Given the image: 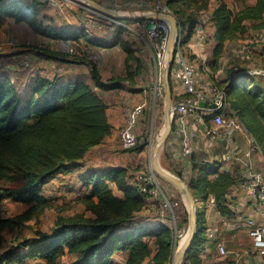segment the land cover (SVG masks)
I'll use <instances>...</instances> for the list:
<instances>
[{"label": "trees", "instance_id": "16d2710c", "mask_svg": "<svg viewBox=\"0 0 264 264\" xmlns=\"http://www.w3.org/2000/svg\"><path fill=\"white\" fill-rule=\"evenodd\" d=\"M160 1L179 21L184 55L201 72L202 60L191 54L188 47L196 26L206 35L205 54L211 47V57H207L211 72L216 70L230 42L243 39L250 31L252 37L253 33L264 31V0ZM212 1L216 5L209 11ZM195 2H200L197 8L200 20L193 13L185 15L180 7ZM235 2L241 3L240 8L231 7ZM46 5L37 0H0V30L11 22L25 25L39 38L71 41L75 47L119 46L126 55L125 76L104 82L91 61L86 64L93 85L66 72L41 75L31 65L19 66L13 77L0 72V264H27L28 260L60 264L64 257L71 258L70 264H171L172 228L158 220L154 214L156 202L141 190L140 177L145 173H131L128 161L135 153L141 155L146 150L147 131L135 134V148L121 149L112 138L114 129L108 106L96 92L141 90L138 86L146 73L141 46L121 27L108 41L89 37L83 26L57 27L46 14ZM134 22L126 21L128 25ZM34 51L40 59L63 65L81 63L82 59ZM249 70L235 67L227 79L225 73L220 79L209 76L215 85L225 89L231 109L256 139L264 158V89L257 80L264 76L249 74ZM223 82L224 86H220ZM170 84L172 87L171 80ZM222 164L197 163L193 157L191 176L186 183L194 199L206 201L213 195L221 216L231 218L227 195L240 184L242 169L234 163L233 170L221 171ZM66 174L74 177L73 184L79 186L81 203L89 215L59 217L51 232L35 231L33 237L19 245L5 246L4 232L40 216L49 203L44 188ZM6 200L28 209L19 216L5 218L1 205ZM149 209L154 213H145ZM196 215V235L182 264H203L199 254L204 241L214 245L217 242L206 239L203 213Z\"/></svg>", "mask_w": 264, "mask_h": 264}, {"label": "built area", "instance_id": "2783aa9c", "mask_svg": "<svg viewBox=\"0 0 264 264\" xmlns=\"http://www.w3.org/2000/svg\"><path fill=\"white\" fill-rule=\"evenodd\" d=\"M40 3L53 5L55 0H37ZM109 4H117L125 0H107ZM141 5L147 9L143 13L161 15H173L171 10L160 0H140ZM83 27L89 37L101 33L105 29L112 32L118 27L126 30L141 46L140 53L143 59H150L153 65L154 81L146 89L149 95L148 105L153 112L164 108L165 93L163 84V69L167 60V43L170 34V25L164 21H154L148 27L147 21L136 20L133 25L126 21L109 20L91 13L85 7ZM175 17V16H174ZM178 34L174 60L170 72L172 84L179 86L176 93L173 88V109H172V130L167 139V149L172 152L171 161L176 165L177 176L185 182L191 176V159L202 154V151L209 153L216 146L223 145V153L220 156L214 155L210 162L221 161L223 163H237L241 166V182L229 193V199L241 198L242 202L252 207L253 211L259 213L260 219L254 217L235 216L226 218L222 222V228L229 231L244 232L249 245L240 253L227 248L220 238V228L207 229L205 235L207 240H217L216 250L221 259L232 257L238 264H264V158L256 139L249 132L240 118L229 114L228 96L224 88L214 84L209 75L220 79L224 73L223 67L218 68L215 73L211 72L205 55L206 35L198 25L195 28V35L192 37L188 47L191 54L202 60L204 76L199 75V69L184 55L182 46V29L179 21ZM254 43L264 51V31L253 33ZM8 45H15L11 39ZM55 50L63 52L62 47L74 53V47L69 41L57 42ZM250 51V47L241 49V53ZM81 52L88 61L95 65L101 62V52L89 48L81 49ZM145 61V60H144ZM146 62V61H145ZM147 63V62H146ZM28 67L30 62L25 59L22 62ZM161 70V76L158 71ZM249 74L264 76L263 69L252 68ZM200 103L206 104L205 107ZM213 106V107H212ZM146 103L140 102L126 108L125 126L118 131V143L121 149L131 150L136 146L135 129L142 116ZM243 137L246 147L242 148L237 141V136ZM254 155L260 156L261 167L257 168ZM208 161V160H207ZM205 161V163H207ZM152 173L140 177L141 190L148 193L157 204L155 214L158 220L176 230L175 208L178 203L174 201L171 194L160 187ZM213 203L211 196L208 200ZM233 211V209H231ZM235 212V210H234ZM233 212V213H234Z\"/></svg>", "mask_w": 264, "mask_h": 264}, {"label": "rangeland", "instance_id": "374dc122", "mask_svg": "<svg viewBox=\"0 0 264 264\" xmlns=\"http://www.w3.org/2000/svg\"><path fill=\"white\" fill-rule=\"evenodd\" d=\"M103 5L114 9L116 11H120L122 13H143L147 11L142 5L140 0H125L118 2L117 4H109L107 0H101ZM75 0H55L53 2V5H46L44 9L46 10V14L48 17L52 19V21L55 23L57 27H64V26H82L84 16V11H82L80 8H78L75 5ZM250 3L249 1H247ZM198 4L200 2L190 3L188 5L180 6L184 10V14L188 15L189 13H193L194 15L198 16L197 19H199V10ZM216 5L214 1L210 3L209 11ZM241 3L235 2L231 5L233 9L240 8ZM208 10H205V13H208ZM203 15V13H202ZM200 20V19H199ZM252 31L248 33L246 37L240 40L232 41L228 44L226 51L221 56V59L218 62L217 68L223 67L225 77L227 79V76L231 73L232 69L235 67H246L247 69L257 68V69H263L264 70V53L260 50L258 46H256L254 43L251 44V41L253 40V37L251 35ZM112 35V32L108 29H105L101 33L94 34L95 38L98 39H108ZM133 37V36H132ZM130 37V38H132ZM13 39L15 41V45H8V42ZM40 38L36 35L32 34V32L25 26V25H16L11 22H8L4 25V27L0 30V72H6V74L12 76L15 70L19 68V66H23L22 62L27 59L30 62L31 67H35L36 62L35 57L28 56L29 53L34 54L36 49H42V47H49L48 43L50 41H44L39 40ZM82 47V46H81ZM97 48H101L100 46H96ZM250 51L246 53H241V49L243 48H249ZM62 50L64 52L67 51V47H62ZM206 57H211V47L206 49ZM209 55V56H208ZM249 56V57H245ZM11 57V58H10ZM16 57V58H12ZM19 57V58H17ZM29 57V58H28ZM34 59V60H33ZM212 58H209V63ZM145 65H146V73L145 78L141 85H151L154 81L153 76V65L150 59H144ZM198 62L196 63V65ZM234 64H236L234 66ZM229 65H231L229 67ZM44 66L40 65V68H44ZM46 67H48L46 65ZM72 72L75 70L73 68H70ZM213 73H215V71ZM161 70L158 71L159 75L161 76ZM200 76H204V73L199 71ZM212 78L214 76L212 75ZM257 80L260 83V86L264 89V77L257 78ZM227 82V80H226ZM225 82L221 83L220 86H224ZM172 87L175 89V92H179V86L174 83L172 84ZM229 102V100H228ZM229 114L236 115V112L233 111L230 107L229 102ZM239 118V117H238ZM152 120V118L148 117ZM147 127V151L146 153L142 155H138V153H135L133 158H131L129 163L131 164V168L133 169L131 173L134 175L139 173H145L147 174H154L156 176V181L160 185L161 188L166 189L174 199L178 203L177 207L175 208V216H176V230L174 226L172 227L173 231V245L174 243L177 244L181 238L182 235H184L187 232L188 227V210L185 204V201L183 199V196L179 194V192L171 187L166 181L162 180L160 177H158L155 172L153 171L151 167V155L150 151L152 147L154 146L156 140L159 138L160 133L164 129V113L163 108H159V111L157 112L155 118L152 120V122ZM144 130V127L138 128V132H141ZM113 137H116V134L113 135ZM166 145V144H165ZM163 147V149L160 151L159 155V162L162 168L165 170L177 175L176 165L173 167L174 164L171 161L172 152L170 153L167 149V146ZM224 147L223 145L216 146L212 151H209V153H205V151H202V154L195 156V162L197 163H204L207 165H211V158L214 157V155L221 154L220 149L222 150ZM208 160V161H207ZM207 161V163H205ZM191 166V163H190ZM235 164L234 163H223L221 165V171L226 169L233 170ZM75 183L74 177L71 176V174L66 175H60L59 178L54 179L52 182L48 183L47 186L44 188V195L48 197L49 203L45 211L38 217H34L29 221H22L20 224L15 225L13 227L8 228L4 232V245L9 247L13 245H19L24 239L31 238L35 235V231H41L44 233H49L52 231V229L55 226V222L59 217L64 218H72L80 215H89L88 212L85 211L84 206L81 203V199L79 196V186ZM213 197V195H210V197ZM229 197V194L227 195ZM201 201L200 199H195V208L196 213H203V225L207 227V229H216L219 228L220 222H218L217 218V212L220 214V211L218 210L215 199L213 203H210L208 200ZM229 199V198H228ZM234 199H229V202L233 201ZM232 203V202H231ZM2 208V216L5 218H12L19 216L23 214L27 209L28 206L23 205L21 203H14L11 201H4L1 205ZM206 229V231H207ZM224 234V233H223ZM248 239V237H247ZM244 237V240L246 242L247 240ZM204 245L202 246V254L204 256L205 261L208 264H235L236 262H232L230 260L232 257L228 259H221L216 250V246L209 242L204 241ZM249 245V243H248ZM246 246V248L248 247ZM178 246V244H177ZM236 252V251H234ZM241 252V251H240ZM239 252V253H240ZM172 254H173V246H172ZM70 257H64L60 260V264H70L71 260ZM172 259V258H171ZM27 264H44L42 261H32L28 260ZM237 264V263H236ZM239 264V263H238Z\"/></svg>", "mask_w": 264, "mask_h": 264}, {"label": "crops", "instance_id": "0c3cea01", "mask_svg": "<svg viewBox=\"0 0 264 264\" xmlns=\"http://www.w3.org/2000/svg\"><path fill=\"white\" fill-rule=\"evenodd\" d=\"M75 5L78 8H80L82 11H84V14H85V10L82 8L83 6L81 4H79L78 2H75ZM204 17H206V15ZM82 20L84 21V19H82ZM19 25H21V24H19ZM111 38H112V36L108 37V39H99V40L108 41ZM39 40L50 41V42H46V43H48L49 47H42V48H44V50H42L40 48V49H36V51H38V52L39 51L58 52L55 50V48H56L55 44L59 41L48 40L47 38H44V39L40 38ZM69 42L71 43V41H69ZM73 47L75 50L74 53L64 52V51L63 52L61 51L58 53H63V54L70 55V56L81 57L82 58L80 60L81 63H72L69 65H63L60 63L40 59L39 56H37V53L36 54L29 53L28 56L32 55L33 57H35V61H34V62H36L35 68L38 70V73H41V75L42 74H45V75L48 74L49 76H51L55 73L66 72L67 74L72 75L75 78H82L88 84L93 85V83L91 82V79H90L89 67L86 64L88 60L86 59V57L81 52V49L85 48L86 46L85 47L84 46H82V47L81 46L80 47L73 46ZM86 48L101 52V62L99 65H96V66L99 69L102 81L107 82V81H110L113 79H121L125 76L124 61H125L126 55L120 49L119 46H115L112 48H107V47L97 48L95 46H91V47H86ZM12 58H16V57H12ZM17 58H19V57H17ZM40 65H42V66L45 65L44 68H46V69L40 68ZM46 65L48 67H46ZM230 66L231 65H229V67ZM70 68H73L75 70L72 72V70ZM12 70H15V69H12ZM13 74L11 77H13ZM141 84L142 83L140 82V86H138V87H141V90L139 92H131L128 89H117V90L105 91V92L100 91L98 89L96 90V92L99 94V96L103 100V102H105L108 106L109 121L113 126V129H114L113 133L116 134V137H112V138L116 141L118 146H119L118 129L125 124V117H126L125 112H126L127 107L134 106L135 104L140 103V102L146 103V108L144 109V112L138 121L137 128L135 129V134L139 133L138 132L139 126L144 127V129L147 130V127H149L148 125L152 122V120L155 118L157 112L159 111V110H156L155 112H153L151 110V108H149V105H148L149 95H148V92L146 89V85L145 84L141 85ZM149 115L152 118V120L149 119V122H148ZM237 141L242 148L246 147V144H245L243 137L238 135ZM146 151H147V148L142 154L146 153ZM220 152L222 154L223 149L222 150L220 149ZM221 154H218L217 156H220ZM254 161L256 163L257 168L260 169V167H261L260 165H261V161H262L261 157L254 155ZM224 170H226V169H224ZM231 202L229 205V209L230 210L233 209V211L231 210L232 217L249 216V217H254L257 220L260 219L259 213H257L256 211H253L252 207H250L248 204L242 202L241 198L234 199ZM234 210H235V212H234ZM145 213H154V210L149 209V210H146ZM217 218H218V222H220L219 223L220 226H218L220 228V238L222 241L225 242L227 248L230 250L236 251V252H240L243 249H245L249 243V239H247V235L241 231L233 232V231H229L227 229H223L222 228V222H223V220H226L227 217H223V216L219 215V213L217 212ZM244 237L247 239L246 242L244 240ZM199 257L202 260L203 264H208L204 259L202 251L199 254ZM119 260L121 261L120 258H119ZM230 260H232V262H233V259H230ZM234 262H236V261H234Z\"/></svg>", "mask_w": 264, "mask_h": 264}, {"label": "water", "instance_id": "95a60500", "mask_svg": "<svg viewBox=\"0 0 264 264\" xmlns=\"http://www.w3.org/2000/svg\"><path fill=\"white\" fill-rule=\"evenodd\" d=\"M83 7L88 9L91 13L98 15L100 17L115 20V21H136L144 20L149 22L148 27L151 26V23L154 21H164L170 25V34L169 40L167 43V60L166 65L163 69V84H164V93H165V103L163 108L164 113V129L160 133L159 138L156 140L154 146L151 149V167L155 174L160 177L162 180L166 181L171 187L175 188L179 194L183 196L187 210H188V227L187 235L185 241L176 251V244L173 245V254L171 259V264H182L184 257L191 247V244L196 235L197 229V215L195 208V199L192 195V192L187 185V183L179 178L177 175L165 170L162 168L159 162L160 151L163 149L170 133L172 130V109H173V94L172 87L170 84V72L174 60V52L176 45V36L178 34V24L174 16L172 15H161L153 13H122L111 9L96 0H76ZM200 106L205 107L206 104L200 103ZM213 107V106H212ZM225 200V199H223Z\"/></svg>", "mask_w": 264, "mask_h": 264}, {"label": "bare ground", "instance_id": "6f19581e", "mask_svg": "<svg viewBox=\"0 0 264 264\" xmlns=\"http://www.w3.org/2000/svg\"><path fill=\"white\" fill-rule=\"evenodd\" d=\"M186 235H187V232H186L184 235L181 236L179 242L177 243L178 246H177V244H176V251H177V249L181 246V244L185 241Z\"/></svg>", "mask_w": 264, "mask_h": 264}]
</instances>
